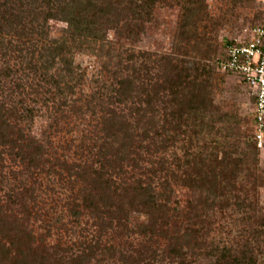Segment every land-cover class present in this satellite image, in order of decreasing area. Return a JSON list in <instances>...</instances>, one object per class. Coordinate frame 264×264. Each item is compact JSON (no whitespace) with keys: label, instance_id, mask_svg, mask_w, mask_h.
Returning a JSON list of instances; mask_svg holds the SVG:
<instances>
[{"label":"trees","instance_id":"16d2710c","mask_svg":"<svg viewBox=\"0 0 264 264\" xmlns=\"http://www.w3.org/2000/svg\"><path fill=\"white\" fill-rule=\"evenodd\" d=\"M99 1L103 0H0V264H48L38 248H46L51 228L66 230L62 216L47 217L56 211L55 202L50 212L39 204L45 203L36 187L42 174L54 175L52 184L68 190L62 206L72 225L84 213L94 220V237L76 244L70 264H85L105 247L100 243L108 230L169 241L158 262L188 264L202 255L214 264H264V213L238 189L242 167L257 165L255 141L238 157L234 154L241 149L239 143L209 164L203 153H191L190 146L182 157L173 156L168 163L176 165L174 169L164 159H151L182 136L200 134L198 128L211 107L214 69L197 58L174 63L141 53L143 64L123 74L104 69L94 88L86 92L84 73L72 64L73 51L98 42L100 22L114 18L115 4L124 3ZM157 1L128 0L127 8L136 19ZM49 20L67 23L60 38L50 37ZM207 47L214 52L213 45ZM226 57L223 49L219 60ZM223 74L247 87L237 75ZM250 99L253 104L254 98ZM37 118L46 119V125L34 134ZM70 121L80 137L76 143L70 140L59 146L72 150L68 161L52 139L62 131L61 123L70 130ZM255 168L250 175L264 187V176ZM171 182L198 193L196 201L188 203L187 222L180 227L170 223L180 217L170 204ZM46 188L56 194L54 186ZM216 203L219 210H229V219L236 216L240 229L225 242L211 238L212 229L205 225ZM132 212L144 213L147 221L131 226ZM32 219L45 224V234L38 239L27 225ZM136 252L140 256L143 251ZM154 253L149 255L153 260Z\"/></svg>","mask_w":264,"mask_h":264},{"label":"rangeland","instance_id":"374dc122","mask_svg":"<svg viewBox=\"0 0 264 264\" xmlns=\"http://www.w3.org/2000/svg\"><path fill=\"white\" fill-rule=\"evenodd\" d=\"M113 1L116 3V1L122 0H103L98 3ZM197 1L160 0L154 3L150 9L141 10L140 16L136 15V19H132L131 10L127 8L130 6L128 0H124L121 5L116 3L118 6L115 4L112 13L114 18L111 17V19L100 22L102 23L101 30L97 33L100 40L95 44L88 42L89 44L79 50H74L71 56L76 71L84 73L86 86L82 89L86 92L89 88H94L95 82L101 79L104 69L110 70L112 73L123 74L125 71L130 72L129 69L143 64L144 61L139 57L141 53L150 54L152 60L164 61V59L170 58L166 60L174 63L197 58L212 66L217 79L209 95L211 107L204 114L203 123L198 128L200 134L198 136L191 135V138L188 135L182 136L173 147L158 150V153L151 157L153 160L164 159L166 164L173 169L176 168V165L168 163L172 161L173 156L182 157L186 146H190L191 153H203L204 162L209 164L215 158L221 159L222 152L232 150L231 146L237 143L240 144L241 149L237 153L235 152L234 157H238L242 149L246 150L249 145L253 144L256 133L249 89L242 85L237 78L223 74L219 68V57L228 45L248 39L252 29L262 20L263 2L262 0ZM124 24H127L126 27ZM184 24H186V28H183ZM48 28L50 37L58 39L67 28V23L49 20ZM184 32L186 35L183 37L182 33ZM210 44L214 49L212 53L207 50V46ZM183 53H186L187 56H184ZM161 74L162 72L159 70L158 76ZM73 123L70 121V130L68 126L61 123L62 131L55 133L52 139L57 151L60 154L65 152L64 159L68 161L72 160V150L64 151L59 146H63L70 140H73L74 143L78 141L80 134L76 127L71 128ZM45 125L46 119L37 118L33 133L38 134ZM136 142L139 143L138 139ZM256 147L257 165L252 166L248 163L242 167L238 179V189L240 195L246 196L264 213V187L256 185L254 178L250 175L256 167L255 172L264 176V140L261 141L260 146L256 144ZM8 164L9 162L5 161V165ZM145 164L141 163L142 166ZM10 167L11 169L20 168L19 166ZM177 172L179 173V171ZM39 178L38 184H36V187L39 188L37 193H40L45 200V203L39 204L42 205L44 211L50 212L49 208L53 207V202H55L56 211L47 217L52 220L62 216L61 221L65 223L66 230L65 228L58 230L54 224L55 227L51 228L50 236L45 239L46 248L37 247L38 252L47 259L48 264H70L71 253L77 252L76 244L84 240L85 243L89 242L94 237L96 229L92 224L94 220L84 213L78 224L72 225L67 210L62 206L68 190L61 189L58 184H52V180L55 179L54 175L42 174ZM47 185L54 186L56 194H51L50 189L46 188ZM171 185L170 204L174 209H177L173 213L177 212L180 217L176 221L171 220L170 223H175L180 227L181 224L187 222L184 214L187 213L188 203L192 200L195 202L198 193L180 184L176 185L171 182ZM210 209L205 225L207 223L212 232L215 231L211 232V238H216V242L218 239L225 242L235 237L240 231L236 216L233 215L229 219L227 216L229 210H219L217 203ZM171 214L170 212L169 216ZM130 219L129 224L133 226L146 222L147 215L132 212ZM27 225L36 239L45 234V224L41 222V219H32ZM176 226L172 227L171 225L170 228L176 229ZM79 232L82 236L79 235ZM168 242L164 238L158 239V237L148 240L135 232L126 237L123 233L108 230L102 236L100 245L108 247L109 250H104L105 247L97 250L85 264H178V260L170 259L158 262L160 253L166 249ZM147 248L150 249L151 255L152 252H155L154 260L149 256ZM139 250L143 251L140 256L136 252ZM196 258L188 264H214L213 259L202 255ZM261 260L264 262V259Z\"/></svg>","mask_w":264,"mask_h":264},{"label":"built area","instance_id":"2783aa9c","mask_svg":"<svg viewBox=\"0 0 264 264\" xmlns=\"http://www.w3.org/2000/svg\"><path fill=\"white\" fill-rule=\"evenodd\" d=\"M262 2L264 4V0ZM226 51L227 57L219 61V68L237 75L249 88V94L254 98V141L260 146L264 140V17L252 29L248 39L228 45Z\"/></svg>","mask_w":264,"mask_h":264}]
</instances>
